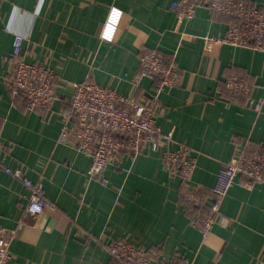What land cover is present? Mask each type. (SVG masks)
<instances>
[{
	"label": "crops",
	"instance_id": "1",
	"mask_svg": "<svg viewBox=\"0 0 264 264\" xmlns=\"http://www.w3.org/2000/svg\"><path fill=\"white\" fill-rule=\"evenodd\" d=\"M178 0H0V139L7 165L22 167L55 205L37 217L24 214L28 192L0 169V233L8 264H120L103 245L128 240L154 253L150 264L174 258L194 264H264V185L237 178L206 236L180 203L181 185L161 161L162 142L132 156L123 149L107 165V182L88 177L90 158L72 138L60 141L62 113L72 83L88 76L100 87L153 103L155 123L185 143L195 157L192 185L209 193L222 164L237 150L264 155V50L216 45L228 22L207 7L192 19L170 9ZM264 9V0H248ZM13 33L24 36L27 62L56 73L49 110L27 111L12 96L8 57ZM155 49L180 73L171 89L140 75V55ZM229 75L247 76L250 99L231 97ZM225 88V89H224ZM231 94V93H230Z\"/></svg>",
	"mask_w": 264,
	"mask_h": 264
},
{
	"label": "built area",
	"instance_id": "2",
	"mask_svg": "<svg viewBox=\"0 0 264 264\" xmlns=\"http://www.w3.org/2000/svg\"><path fill=\"white\" fill-rule=\"evenodd\" d=\"M200 7H207L215 15L233 17L223 35H204L206 48L216 45L231 47H251L264 50V9L248 0H178L170 9L183 19H192ZM24 36L13 33L12 52L8 57L11 79L7 90L12 96L22 95L26 99L27 111L49 110L54 100L56 73L46 64L27 62L23 57ZM140 75L150 80H158V90L173 88L180 73L172 59L165 61L153 49H144L140 55ZM225 88L233 96L250 99L252 85L245 76L229 75ZM73 94L69 107L62 113L60 141L76 144L77 150L90 158L88 177L107 182L103 171L114 164L127 149L138 155L147 145L162 142L165 149L161 153L164 169L172 179L180 182L184 190V205L195 212L190 220L202 237L211 231L220 206L238 177L249 179L251 184L264 185V155L256 150H237L234 160L222 164L217 171L210 192L200 185H192L190 178L195 169V157L191 147L176 143L172 133L164 132L155 123L153 103L140 102L133 96H123L111 88L100 87L89 76L81 82L71 84ZM4 143L0 139V169L14 180L22 183L28 192L24 214L37 217L44 211H52L55 205L44 197L43 186L33 182L22 167L7 165L4 161ZM206 207L201 212L200 208ZM5 235L0 233V264H8L11 254ZM108 254L120 264H150L154 253L128 240H115L103 245ZM162 264H194L193 261L174 258Z\"/></svg>",
	"mask_w": 264,
	"mask_h": 264
},
{
	"label": "trees",
	"instance_id": "3",
	"mask_svg": "<svg viewBox=\"0 0 264 264\" xmlns=\"http://www.w3.org/2000/svg\"><path fill=\"white\" fill-rule=\"evenodd\" d=\"M223 20H225V21H227L228 22V24L229 25H231V24H233L234 23V19H233V17H231V16H228V15H219ZM165 61H169L170 59L169 58H167V57H165V56H163L161 53H158ZM237 76H242V75H237ZM247 77V76H246ZM223 87H225V83L223 84ZM225 89V88H224ZM228 91V90H227ZM228 93H229V91H228ZM229 95L231 96V97H242V96H233L232 94H230L229 93ZM181 199H180V203H181V205L184 207V209H185V211H186V214L187 215H190V217H191V215H193V213L195 212V210L193 209V208H190V207H188V206H186V205H184V203H183V199H184V190L181 188ZM206 210V207L204 206V207H202V208H200V211L201 212H203V211H205Z\"/></svg>",
	"mask_w": 264,
	"mask_h": 264
}]
</instances>
